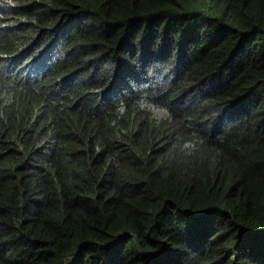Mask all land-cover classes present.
Wrapping results in <instances>:
<instances>
[{"label":"trees","instance_id":"trees-1","mask_svg":"<svg viewBox=\"0 0 264 264\" xmlns=\"http://www.w3.org/2000/svg\"><path fill=\"white\" fill-rule=\"evenodd\" d=\"M0 264H264V0H0Z\"/></svg>","mask_w":264,"mask_h":264}]
</instances>
